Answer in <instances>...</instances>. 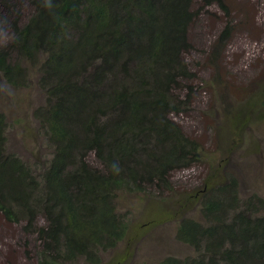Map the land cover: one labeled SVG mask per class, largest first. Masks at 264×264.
<instances>
[{
  "label": "trees",
  "instance_id": "obj_1",
  "mask_svg": "<svg viewBox=\"0 0 264 264\" xmlns=\"http://www.w3.org/2000/svg\"><path fill=\"white\" fill-rule=\"evenodd\" d=\"M194 2L30 0L24 22L4 19L11 35L0 43V81L26 89L30 67L38 69L46 106L35 117L54 155L40 182L6 152L0 111V213L14 224L24 219L37 234L43 264H101L100 253L128 233L117 193L164 190L172 172L199 156L197 143L171 118L179 106L173 92L190 77L183 55L200 16ZM214 3L228 14L223 0L206 1ZM229 35L226 28L222 41ZM237 206L234 183L211 189L201 200L204 222L187 218L178 228V240L195 257L158 264H264V216Z\"/></svg>",
  "mask_w": 264,
  "mask_h": 264
},
{
  "label": "rangeland",
  "instance_id": "obj_2",
  "mask_svg": "<svg viewBox=\"0 0 264 264\" xmlns=\"http://www.w3.org/2000/svg\"><path fill=\"white\" fill-rule=\"evenodd\" d=\"M206 1L194 2L200 16L189 28L191 48L183 55L190 77L173 92L179 106L171 116L197 143L199 156L172 172L164 190L117 193L116 210L128 233L115 249L100 253L101 264L195 257L194 249L178 240L180 223L204 222L203 196L225 184L234 183L239 211L264 216V0H223L228 14ZM31 13L30 0H0V43L7 44L11 35L4 19L24 22ZM226 28L230 35L223 42ZM37 71L30 67L26 89L0 81V111L8 125L6 152L21 158L42 182L54 148L35 117L46 106ZM89 162L97 166L93 155ZM44 221L39 216L37 225ZM25 224L24 219L10 223L0 213V264H43L42 244ZM67 264L88 263L80 258Z\"/></svg>",
  "mask_w": 264,
  "mask_h": 264
}]
</instances>
